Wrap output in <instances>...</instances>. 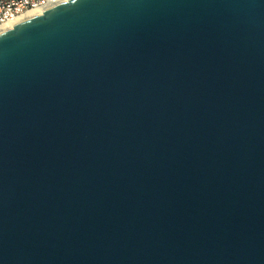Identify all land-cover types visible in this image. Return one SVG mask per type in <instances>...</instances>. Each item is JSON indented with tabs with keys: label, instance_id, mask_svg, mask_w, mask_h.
Instances as JSON below:
<instances>
[{
	"label": "water",
	"instance_id": "water-1",
	"mask_svg": "<svg viewBox=\"0 0 264 264\" xmlns=\"http://www.w3.org/2000/svg\"><path fill=\"white\" fill-rule=\"evenodd\" d=\"M0 264H264V0L1 31Z\"/></svg>",
	"mask_w": 264,
	"mask_h": 264
},
{
	"label": "built area",
	"instance_id": "built-area-1",
	"mask_svg": "<svg viewBox=\"0 0 264 264\" xmlns=\"http://www.w3.org/2000/svg\"><path fill=\"white\" fill-rule=\"evenodd\" d=\"M64 1L66 0H0V27L7 25L8 29L22 20L20 18L27 12L36 11L40 14L45 9Z\"/></svg>",
	"mask_w": 264,
	"mask_h": 264
},
{
	"label": "bare ground",
	"instance_id": "bare-ground-1",
	"mask_svg": "<svg viewBox=\"0 0 264 264\" xmlns=\"http://www.w3.org/2000/svg\"><path fill=\"white\" fill-rule=\"evenodd\" d=\"M37 12L36 11H30V12H27L26 14H24L20 19H23V18H27V17H31L33 15H36ZM7 25H3L0 27V31L3 30V29H6Z\"/></svg>",
	"mask_w": 264,
	"mask_h": 264
}]
</instances>
